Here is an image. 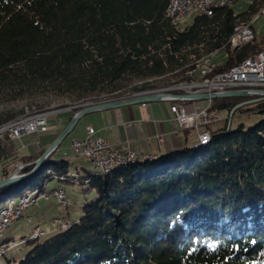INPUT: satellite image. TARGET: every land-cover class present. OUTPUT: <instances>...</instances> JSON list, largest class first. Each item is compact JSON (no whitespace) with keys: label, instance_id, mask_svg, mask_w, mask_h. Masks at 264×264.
I'll return each instance as SVG.
<instances>
[{"label":"trees","instance_id":"1","mask_svg":"<svg viewBox=\"0 0 264 264\" xmlns=\"http://www.w3.org/2000/svg\"><path fill=\"white\" fill-rule=\"evenodd\" d=\"M169 3L0 0V88L17 100L47 85L78 104L96 103L136 79H189L201 59L221 50L228 58L214 74L228 71L264 46V32H255L252 41L229 47L235 26L252 22L264 0H252L239 13L230 4L211 16L197 14L184 29L167 17ZM148 87L158 85L141 89ZM250 99L211 103L229 116ZM238 111L263 118L229 130L227 118L206 145L140 158L107 174L81 176L67 159L54 163L49 157L35 174L1 189L0 203L19 191L51 192L54 180L80 185L95 198L84 202L75 222L61 217L69 226L43 242L35 243L42 235L35 236L34 228L25 240L28 252L6 257L5 264H264V101L233 115ZM44 150L21 155L17 163L34 162ZM18 152L15 140L0 139V161ZM3 243H12L7 251L18 244L2 235Z\"/></svg>","mask_w":264,"mask_h":264},{"label":"rangeland","instance_id":"2","mask_svg":"<svg viewBox=\"0 0 264 264\" xmlns=\"http://www.w3.org/2000/svg\"><path fill=\"white\" fill-rule=\"evenodd\" d=\"M251 1L252 0H236L234 1V3H232V5L234 6L235 11L239 13L247 9ZM197 14L198 13L191 12L188 15L184 16L181 19V22L178 24L180 28L184 29L185 27L190 26L192 22L194 21V18L196 17ZM253 22H254L253 29L255 27L259 33L264 32V7L254 17L252 24ZM243 44H239L237 46H234L233 48H237ZM263 48L264 46L262 47V49ZM260 51H258L252 56L257 55ZM227 58H228L227 51L221 50V51H217L211 54L206 59H201L197 63V67L195 69L189 70V72H187V76L189 77V79H186L185 81H190L194 79L193 76L199 77L200 81L203 80L205 76L209 78H213L214 77L213 75L215 73V67L217 65L225 63L227 61ZM210 68L211 70H213V75L211 74L212 71L210 70ZM222 72H226V71H222ZM162 80L163 79H160L157 77L148 78L146 80L136 79L128 84L127 83L124 84V87H122L121 90H118L112 93V94H115L113 95L114 96L113 98H108L109 96H111L110 94L101 95V98L106 97V96L107 98L100 102L112 101V100H115L116 99L115 97H118V96L124 97L129 94V92L132 90L133 87H139V86L143 87V85L147 84L148 82L152 85L160 84L158 85L157 88H155L156 90L164 89L169 86H175L176 83L181 82V81H178V82L170 81L171 83H167V81H164V80L162 81ZM240 88H233V89H240ZM141 93L142 94L150 93V90H148V88L141 89L135 95H138ZM130 94H132V92H130ZM197 102L201 103L202 107H205L208 105L209 100H197ZM92 103H95V102L91 101L87 103L85 102L82 104H78L77 101L72 100L68 97L58 96L56 91L53 89V87L47 86V85L38 86L31 93H29L28 96L27 95L23 96L17 100H12V95L10 93H5L4 90L0 88V121L5 120L4 123L0 126V131H2L3 129H6L5 128L6 126L10 127L12 125V127H14L15 125H18L22 119L29 118V117L36 116V115H42V114H47L46 117H48V124L50 125L57 124L60 128H62L64 126V123L62 122L63 120L61 119L65 117V114H63L62 112L67 111L68 114L70 113L73 116L78 110H80V109H75V107H78V106L84 107ZM160 103L168 104V102H165V101H161ZM179 104L186 105L185 102H179ZM253 104L255 103L245 105V107L246 108L252 107ZM221 113H222L224 120L212 124L210 126L211 129H217L225 125L226 119L229 118V116L227 115V112L225 110H221ZM89 115H86L78 123L74 131H72L65 138V140L60 145V147L56 149V151L50 156L51 157L50 160H53L54 163L60 162L62 158L67 159V164L71 172H74V171L78 172L81 176L88 175V174H94L97 172L101 174H106V173H102L101 171L97 170L86 159L76 158L73 156L74 155V150L72 148L73 140L75 138H78L77 140L86 138L88 134V129L91 128V127L89 128L87 127L88 125L87 122H90L87 117ZM8 117H11V118L6 120ZM262 118H263V115L255 111H252V112L238 111L233 116L231 123H230V127H232V129H235L239 124H244L245 127H249L259 122ZM182 129H185V128H182ZM187 129H192V127L190 126ZM56 134H57L56 131H54L52 128L50 129L49 127L48 131H35L32 133L23 135L19 139H12L9 133L4 131L3 133H0V139H5L7 137L11 140H16L15 142L17 144V147L18 146L20 147L26 144L28 146V150H30L31 152V155H35L39 151H41L42 148H45V149L48 148L58 137V136L56 137ZM197 138L198 136L196 137L192 136L190 139L191 141L190 144L195 143ZM35 150H37L38 152L36 151L37 152L36 153ZM134 150L136 151V149ZM20 156H21V153L18 152V154L13 158L9 157L8 159H4L0 161V179L6 177L4 176L6 172L11 171L12 169H13L12 172L16 170V165L19 164L17 162H19ZM34 162H30V163L33 164ZM126 165H129V164L125 163L123 166H126ZM22 169L21 168L18 169V173H22ZM36 189L39 190V188H35L32 190L19 191L21 193H16L12 196V198L10 199L7 198L6 200H3L0 203V206H1L0 211L4 210V208L8 205V202L11 199L18 201L21 198L34 197L35 193L33 194V192ZM52 189L65 190L67 194V200L69 201L68 204L64 205L60 203L57 199L53 198L54 190ZM48 190H52L51 192L47 191L51 195L48 197V199L37 196L36 205L26 207L23 211V215L20 218H17L14 220L11 219L9 221L10 224L8 223L6 225L7 227L3 231L2 235L4 236V238H8V239L13 238L14 240L18 242V244H16L9 251H7V248L11 247L12 243L10 244L3 243L4 245L2 246L5 247L6 250H4L2 254H4L5 252L7 253L4 257L0 259V264L6 263V257H9L17 253L22 255L28 252V250L31 248V245L27 244L25 240L28 239L33 234L34 228H35V236H37L36 231L40 232L42 235L38 241H35V243L43 242L46 239L52 237L53 235L61 231L59 228L61 229L63 228L61 227L63 226V223L60 226L58 222L65 221V219H62L61 217H69L72 222H75L81 215L82 205L84 204V202L86 200L90 201L91 199L95 198V195L93 193L89 195H84L82 193V187L80 185L71 184L68 182H58L55 180L50 181L48 183ZM64 223L65 225L67 224L69 225V222L67 221ZM1 230L2 229H0V231Z\"/></svg>","mask_w":264,"mask_h":264},{"label":"built area","instance_id":"3","mask_svg":"<svg viewBox=\"0 0 264 264\" xmlns=\"http://www.w3.org/2000/svg\"><path fill=\"white\" fill-rule=\"evenodd\" d=\"M230 1L236 0H178V4H183V13L186 11H193L198 14H205L208 16L209 11L212 7H221L229 6ZM175 8V7H174ZM238 31L237 40H242L244 43L249 39L250 36H255V31L253 26L248 25L246 27L234 28ZM200 76V75H199ZM264 88V60L259 62H252L249 66L243 69H237L235 74H232V77L223 78L218 81H211L204 88H199L198 90L195 87V81L189 82V84L179 87L178 90H169L172 92H177L179 94L192 92V93H210L211 91H222L233 88ZM169 91H160L167 93ZM171 109L176 112L177 120L180 122H186L192 126L194 123L204 124L209 122H214L223 119V116L215 112H209L204 110L201 117L198 121H195L194 118L191 121V118L188 116L184 109L173 105ZM47 114H42L40 118L29 119L25 118L21 120V124L17 127H8L6 126L5 132H8L12 139L21 138L23 135L32 133L35 131H48V117ZM191 121V122H190ZM4 131H0L3 133ZM96 131L94 128L88 129V134L86 138L74 140L72 142V148L74 150V157L84 158L89 161L95 167H101L113 162L115 160L129 159L130 157H138V153L132 149L128 144H123L120 147H115L110 144L107 139L95 136ZM209 132L199 134L200 143L208 138ZM152 137L148 138V141L151 142ZM158 140H162V136L157 135ZM51 195H45V199ZM65 196V193L55 194L53 198L59 199ZM37 198L33 199H20L14 204L10 205V211L0 215V228L2 225L6 224L7 221L13 219V212L20 210L23 206H33L36 205ZM66 222V220L64 221ZM63 221H59L58 224L61 226Z\"/></svg>","mask_w":264,"mask_h":264},{"label":"crops","instance_id":"4","mask_svg":"<svg viewBox=\"0 0 264 264\" xmlns=\"http://www.w3.org/2000/svg\"><path fill=\"white\" fill-rule=\"evenodd\" d=\"M254 30L256 33L260 34L255 27ZM160 102L161 101L135 104L112 110H102L89 113L90 115L87 114L89 115L87 117L90 122H87V127H93L96 131L95 136L108 139L116 147H120L123 144H129V146L136 149L142 157L146 154H153L157 157L170 151L191 146V137H196L198 131H201V128L180 129L175 114L171 111V102L165 101L168 102V104ZM185 104L188 105L190 110L195 109L199 111L204 108L201 106L202 104L197 101H188ZM62 113L65 114V117L61 119L64 123L62 128L57 124H49L50 129L52 128L56 131V137L71 120L70 113L68 114L67 111ZM84 117H82L78 123ZM74 129L72 131H74ZM174 131H178V134L175 135L173 133ZM160 134H164L163 143L159 142L157 139V135ZM149 137H152L153 140L151 144H149L148 141ZM77 139L78 138H75L74 140ZM43 149L45 148H42L41 150ZM36 151L37 150H35V152ZM19 152L22 156L31 155L26 144L19 147Z\"/></svg>","mask_w":264,"mask_h":264},{"label":"bare ground","instance_id":"5","mask_svg":"<svg viewBox=\"0 0 264 264\" xmlns=\"http://www.w3.org/2000/svg\"><path fill=\"white\" fill-rule=\"evenodd\" d=\"M232 3H234V1H230V4H232ZM175 7V8H174ZM217 7H212L211 8V10L209 11V14H208V16H211L213 13H214V10L216 9ZM191 12H193V11H186V12H184L183 13V4H178V0H170V3H169V5H168V7H167V10H166V15H167V17L173 22V23H175V24H179L180 22H181V19L184 17V16H186V15H188L189 13H191ZM247 24L248 25H251L252 26V23L251 22H244V23H238L236 26H235V28H241V27H246L247 26ZM237 38H238V31H237V29H234V34L232 35V37H231V39H230V42H229V47H231V48H233L234 46H237V45H239V44H243V42H242V40H237ZM254 39V36H250L249 37V39H247V41H245L244 43H246V42H250V41H252ZM262 60H264V48L257 54V55H255V56H252V57H249V58H247V59H245L242 63H240V64H238V65H236V66H234V67H232L230 70H228V71H226V72H220V73H216V74H214L213 76V78H209V77H207V76H205L204 78H203V80H199V77H196V76H193V78L194 79H192V80H190V81H185V80H182L180 83H176V85L175 86H169V87H166V88H164V89H155V90H150V93H162V92H160V91H169V90H178V88L179 87H182V86H184V85H187V84H189V82H194L195 81V87H196V89L198 90L199 88H204V86H207L209 83H210V80L211 81H218V80H220V79H223V78H228V77H232V74H235V72L237 71V69H243V68H245V67H247V66H249V64L250 63H252V62H259V61H262ZM210 70H211V68H210ZM212 71V70H211ZM193 73V72H192ZM210 74V73H209ZM211 92H214V91H211ZM167 93H171V94H179V93H177V92H172V91H169V92H167ZM192 92H187V94H191ZM142 94V93H141ZM146 94V93H145ZM209 100V103H208V105L207 106H205L203 109H201V110H199V111H197V110H190L189 109V107H188V105H181V104H179V102H188V101H191V102H195V101H197V100H191V99H188V98H180L179 100L177 99V100H173V101H168V102H171V107L173 106V105H176V106H178V107H180V109H184L187 113H189V117L191 118V121H192V119L194 118V120L195 121H198L199 120V118L201 117V115H202V112L204 111V110H206V111H209V112H215V113H217V114H220L221 116H222V113H221V109H218V108H214L213 106H212V100L213 99H208ZM98 103V102H97ZM76 108V107H75ZM82 108V107H81ZM80 108V109H81ZM171 111L175 114V118H177V114H176V112H174L172 109H171ZM42 115H36V116H32V117H29V119H36V118H40ZM234 116V115H233ZM233 118V117H232ZM23 120V119H22ZM232 120V119H231ZM231 120L229 121V123H228V130L231 128L230 127V123H231ZM176 121L178 122V127L180 128V129H182V128H185V129H187L188 127H190V126H188L189 124L188 123H186V122H180L179 120H177L176 119ZM190 121V122H191ZM220 121H222V119L221 120H218V121H214V122H209V123H204V124H199V123H194V124H192V129H200L201 128V131H198V138H199V134H201V133H205V132H209L210 134L208 135V138L204 141V143H202L201 145H199V146H203V145H206V144H208L209 142H210V140H211V128H210V126L212 125V124H214V123H216V122H220ZM21 124V121L19 122V124L18 125H15L14 127H17V126H19ZM10 127H12V125L10 126ZM6 128V127H5ZM6 129H3L2 131H5ZM175 135H177V133H178V131H174L173 132ZM159 136H164V134H160ZM197 138V139H198ZM107 141L109 142V140L107 139ZM110 143V142H109ZM195 143H196V141H195ZM111 144V143H110ZM194 144V143H193ZM192 144V145H193ZM129 145V144H128ZM137 151V150H136ZM138 152V151H137ZM152 158V157H151ZM139 160V157H130L129 159H123V160H115V161H113V162H109V164H107V165H104V166H101V167H95L94 165V167L97 169V170H99V171H101L102 173H109L114 167H116V166H123L125 163L126 164H130V163H135V162H137ZM35 193V196L34 197H26V198H21V199H33V198H37V196L38 197H45V195H50V193H48L46 190H43L42 191V189L41 190H38V189H36V190H34V192H33V194ZM61 193H65V196H63L62 198H59V199H57L60 203H62V204H68V200H67V195H66V192L63 190V189H55L54 191H53V195H55V194H61ZM19 201V200H18ZM16 201L14 200V199H11L9 202H8V205H7V203H6V207L4 208V210L2 211H0V215H2V214H4V213H6V212H8V211H10V205H12V204H14ZM26 207H29V206H23V208L22 209H20V210H17V211H14L13 212V220L14 219H17V218H20L22 215H23V211H24V209L26 208ZM14 222V221H13ZM9 223V221H7L6 222V224H4V225H2L1 226V228L0 229H2L1 231H0V237L2 236V234H3V231L6 229V225ZM10 224V223H9ZM68 225V224H67ZM63 226H66L65 225V223H63ZM69 226V225H68ZM42 232V231H41ZM36 235L37 236H39V235H41V233L40 232H38V231H36ZM2 249V250H1ZM8 249V248H7ZM0 250H1V252H0V256H1V254L3 253V251L4 250H6L5 249V247H3V246H1V248H0Z\"/></svg>","mask_w":264,"mask_h":264},{"label":"water","instance_id":"6","mask_svg":"<svg viewBox=\"0 0 264 264\" xmlns=\"http://www.w3.org/2000/svg\"><path fill=\"white\" fill-rule=\"evenodd\" d=\"M149 86H153L148 82ZM160 85V84H154ZM157 87H148V90H154ZM141 90V86L138 87V89H133L130 92L132 94H129L124 97H118L115 100L112 101H106V102H96L92 103L90 105L82 107L80 110H78L71 118L69 123L65 126V128L61 131V133L58 135L56 140L48 147L46 148L41 156L33 163L29 164H22L19 163L16 165V170L9 174L8 176L0 179V190L6 187L11 186L12 184L19 182L21 180H24L33 174L37 172V170L42 166V164L49 159V157L56 151V149L60 146V144L65 140V138L71 133V131L74 129L78 121L86 116L89 113L96 112V111H102V110H112L116 108H121L124 106H131L135 104H146L151 102H159V101H173V100H179L180 98H188L191 100H208V99H218V98H230V97H249L250 100H246L243 102H240L239 104L235 105L229 114V121L232 119L234 112L248 104L257 103L260 101H264V88H240V89H229V90H222V91H214L210 93H183V94H171V93H146V94H138L135 95ZM178 134V133H177ZM149 142V144L152 143ZM159 142H164V136L162 137V140H158ZM201 145L199 138L196 140V143L191 146H199ZM139 158H150L155 157L153 154H146L145 156H141L138 154ZM34 165L33 169L27 173H18V169H22L25 166Z\"/></svg>","mask_w":264,"mask_h":264}]
</instances>
